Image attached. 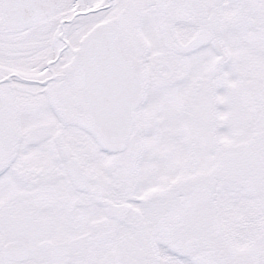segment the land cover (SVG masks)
Listing matches in <instances>:
<instances>
[{
  "label": "snow or ice",
  "instance_id": "obj_1",
  "mask_svg": "<svg viewBox=\"0 0 264 264\" xmlns=\"http://www.w3.org/2000/svg\"><path fill=\"white\" fill-rule=\"evenodd\" d=\"M0 264H264V0H0Z\"/></svg>",
  "mask_w": 264,
  "mask_h": 264
}]
</instances>
